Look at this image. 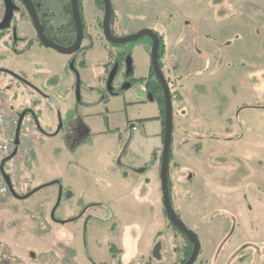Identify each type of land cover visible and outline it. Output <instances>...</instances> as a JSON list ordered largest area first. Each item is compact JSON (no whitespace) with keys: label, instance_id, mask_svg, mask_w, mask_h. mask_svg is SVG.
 Returning <instances> with one entry per match:
<instances>
[{"label":"rangeland","instance_id":"rangeland-1","mask_svg":"<svg viewBox=\"0 0 264 264\" xmlns=\"http://www.w3.org/2000/svg\"><path fill=\"white\" fill-rule=\"evenodd\" d=\"M111 1L117 37L150 30L165 46L161 64L173 97L171 203L200 242L195 264H264V0ZM83 5L91 34L100 35L92 28L100 8ZM5 36L0 42L7 45ZM151 47L145 37L108 45V55L95 48L78 57L86 68L77 62L76 90L49 92L62 127L78 121L84 133L73 140L63 130L54 137L35 133L5 165L22 199L0 201V264L182 263L190 243L150 208L161 189L163 146L158 104L142 91ZM15 66L0 49V69ZM13 81L0 75L4 98ZM57 120L54 112L45 124L41 119L45 131ZM158 243L160 261L152 257Z\"/></svg>","mask_w":264,"mask_h":264},{"label":"flooded vegetation","instance_id":"flooded-vegetation-1","mask_svg":"<svg viewBox=\"0 0 264 264\" xmlns=\"http://www.w3.org/2000/svg\"><path fill=\"white\" fill-rule=\"evenodd\" d=\"M86 1L87 2L92 1L96 7L100 8V11L102 14L101 21L99 22L98 19L94 20V22H96L95 23L96 25L93 26L92 28H95V30L96 28H99L101 33L100 35L95 34L94 36L93 34H91L90 29L88 28L87 23H86L87 20L84 15L83 0H78L79 15H80L82 28H83L82 41H81L79 49L76 52H74L71 56H66L69 59L68 64H67V71L74 78V83L71 86V88L73 89V87H75V90L77 89L78 85L80 86V78L78 76L79 74L76 69L77 62H78L79 67L82 68V70H85L86 60L84 59L87 58L88 54L93 52L95 48L97 49L99 48L100 49L99 52L101 53H106L108 49V45H111L106 41L103 35V31H102V24H103V19H104L103 0H86ZM32 2L34 3L36 7L38 17L40 19L42 26L44 27L45 36L60 46L67 47V48L72 47L75 44L77 35H76V29L74 25L70 0H67V4H65V6L63 7L59 6L60 4L57 0H53V3H54L53 7L56 9V12H53L50 7L52 0H32ZM110 2L112 6L111 32H112V35L116 36L112 28V22H113V17H114V13H113L114 7H113L111 0ZM21 14L23 15L24 13H21ZM64 16L68 17L67 24L63 20ZM8 32L9 33L6 34V36L7 35L9 36V39L11 41V46L12 45L14 46L15 44L18 43V40H19L17 38L18 35H17L16 26L14 25V27H11V29L8 30ZM158 37L161 38L160 35H158ZM29 45L30 43H28L27 46L29 47ZM111 46H114V45H111ZM107 55H108V52H107ZM78 57H84V59H78ZM160 69L163 73V68L161 66H160ZM126 73H127V67H126ZM5 75L8 76V74H5ZM127 75L130 76V73ZM19 77L23 79V82H21V84L22 86H24L25 91L22 94L24 99L21 105H16L17 104L16 102H18V97L16 95L13 97V99H11L10 110L13 113H15V115L17 116V126L15 129V141H16V138L18 140V146L16 147L17 153L13 157V159H15L16 157L18 158V152H19L20 145L24 144L25 142H28L31 139V137L35 135V133H39V135H42L44 137H54L58 135L61 130H63V131H66V133L64 134L67 137H70L71 140L79 137V135H81L82 132L84 133V130L82 129V126L79 124L80 122L78 121H73L68 127V129L67 128L64 129V127H62L61 117L58 111V109L60 108L59 107L60 105L58 101L49 93L50 91L56 90V88L59 87V83H57L56 80H50L44 87L39 88L33 85L31 82L27 81L26 78L21 77V76ZM164 78L168 83V78H166L165 75H164ZM155 80L157 81L154 75V72L152 68L150 67L148 76L146 77V85H143V86L145 87L146 93H148L152 97H153V93H152V90L149 89L148 84L151 81L154 82ZM50 82H53V84H51ZM124 85L125 86H123V89L125 90L129 89V86H130L129 83H125ZM107 87H108V82H107ZM110 92H111V95H114L112 93V87H111ZM76 97H77V102L79 103L80 96H76ZM153 101H156L154 97H153ZM53 112L56 116H58L57 126L52 131L47 132L45 131V128L43 127V123L41 119L45 121L44 122L45 124L46 121H48V117H50V114ZM10 178L12 177L10 176Z\"/></svg>","mask_w":264,"mask_h":264},{"label":"water","instance_id":"water-1","mask_svg":"<svg viewBox=\"0 0 264 264\" xmlns=\"http://www.w3.org/2000/svg\"><path fill=\"white\" fill-rule=\"evenodd\" d=\"M104 2V19L102 24V31L106 41L114 46H120L124 44H129L136 42L142 38H149L152 44L151 53H150V64L151 68L154 72V75L161 87L163 98H164V127H163V147L161 152V159H160V182H161V194H162V204L165 215L167 216L168 220L177 228V230L186 237L189 243L192 245L191 255L186 261L185 264H195L197 258L200 253V242L196 234L190 231L184 223L180 220L177 216L175 210L172 207L171 197H170V189L168 183V170H169V160H170V149L172 144V133H173V107H172V98L171 92L168 86L167 81L164 78V75L160 69L159 64V48H160V38L158 35L150 30H141L135 34L125 36V37H116L112 35L111 32V18H112V6L110 0H103ZM74 25L76 29V41L72 47H63L56 44L51 39L47 38L44 34V27L42 26L40 19L38 17L36 7L32 0H4V17L2 22L0 23V32L5 30L11 29L12 21L16 14L24 13L30 19V22L34 28L36 33L37 40L39 44L44 47L45 49L52 50L60 55L63 56H71L74 52H76L81 44L82 41V33L83 28L80 20L79 15V7H78V0H70ZM126 67H127V74L130 71V57L126 59ZM118 69V66L114 67L109 75L108 78V90L111 91L112 81L114 75ZM0 74H8L12 78L23 82V79L20 78L18 75L6 71L0 70ZM148 100L150 102L153 101V97L151 95L148 96ZM16 147L18 146V140L16 138L15 141ZM17 153L12 154L10 159H12ZM3 171V170H2ZM144 172L143 169L139 170V173ZM5 183L8 185L9 190L13 198L22 199L20 198L11 183L10 177L3 172ZM31 194L23 197L28 198ZM51 218H54V211L51 213ZM160 250L161 245L158 243L153 248L152 257L156 261H160Z\"/></svg>","mask_w":264,"mask_h":264},{"label":"crops","instance_id":"crops-1","mask_svg":"<svg viewBox=\"0 0 264 264\" xmlns=\"http://www.w3.org/2000/svg\"><path fill=\"white\" fill-rule=\"evenodd\" d=\"M57 1L59 2L60 5L59 4L58 5L60 7H63L65 6V4H67V0H57ZM53 4L54 3L52 0L50 7L53 12H56V9L53 7L54 6ZM67 19H68L67 16L63 17V20L66 24H67ZM15 26L17 28V35H18L17 38L19 39L18 43L15 44L14 46L12 45L13 46L12 47L11 42L8 43L7 45L4 43V41L0 42V49L6 51V54H8L10 57V61L11 62L15 61V65H16L14 69L8 67L5 68L7 69L6 71L12 72L18 76L26 75L27 81L31 82L33 85L39 88L44 87L49 80H56L57 83H59V87L57 88L64 87L71 89V86L74 83V78L67 71V64L69 61L68 57L59 55L58 53L52 50L45 49L39 44L37 38H35L36 34L34 28L27 15L19 14V16H16ZM4 38H9V36L7 35ZM28 43H30L29 47L27 46ZM18 59H20L21 61L17 62ZM22 63L24 65L23 67H22ZM9 77L12 78L11 76ZM12 79L14 81L13 83L10 84H12L13 87H11L9 83L8 85H6L7 90L5 93L7 97L5 98L8 103L11 102V99H13L15 95H17L15 93L16 91H19L20 94H23L25 91L23 88L20 89V87L22 86L20 81L14 78ZM16 103H17L16 105H21L23 103V99L21 98ZM9 104L11 105V103ZM185 115L186 117L187 116L189 117V113ZM156 119L160 121V116L156 117ZM82 123L84 124V121ZM162 145H163V136H162ZM159 151L162 152V149H159ZM153 158H154V154H153ZM160 159H161V155H160ZM159 172H160V163H159ZM155 198L156 201H153L154 205L151 206L150 208L152 214L154 215V219L157 222L163 224V218H165L164 216L165 212L163 209L162 194L160 188L159 191H156ZM146 218H148V216ZM158 234L156 235V237L158 236Z\"/></svg>","mask_w":264,"mask_h":264},{"label":"built area","instance_id":"built-area-1","mask_svg":"<svg viewBox=\"0 0 264 264\" xmlns=\"http://www.w3.org/2000/svg\"><path fill=\"white\" fill-rule=\"evenodd\" d=\"M4 17V0H0V23ZM142 91L146 93L145 87ZM17 126V116L10 110V107L0 93V201H6L11 197L8 185L5 183L3 172L5 165L11 161L10 157L15 153V129ZM3 170V171H2Z\"/></svg>","mask_w":264,"mask_h":264},{"label":"trees","instance_id":"trees-1","mask_svg":"<svg viewBox=\"0 0 264 264\" xmlns=\"http://www.w3.org/2000/svg\"><path fill=\"white\" fill-rule=\"evenodd\" d=\"M8 30H5V31H1L0 32V37L6 35L5 33H7ZM164 50H165V46H164V43H163V40L162 38H160V48H159V64L160 66L162 67V64H161V60L164 56ZM148 87L150 90H152V93H153V97L156 99V102L158 104V107H159V110H160V119H161V122L163 124V127H164V98H163V93H162V90H161V87L159 85V83L155 80L154 82H150L148 84ZM171 98L173 99L172 97V94H171ZM163 136V134H162ZM172 145V144H171ZM172 149H170V160H169V167H170V164H171V161H172ZM168 183H169V189H170V197H171V183H170V180L168 178ZM32 192L28 193L31 194ZM18 195V194H17ZM19 196V195H18ZM166 216V215H165ZM166 219L170 225V227L176 231L177 233H179L182 237H184V239L189 242L186 237L184 235H182L178 230L177 228L168 220L167 216H166ZM160 236V234H158V237ZM189 250H185L186 253H185V257H184V260H182V263L181 264H185L186 261L188 260V258L190 257L191 255V251L192 250V245L189 244ZM112 250V249H111Z\"/></svg>","mask_w":264,"mask_h":264}]
</instances>
